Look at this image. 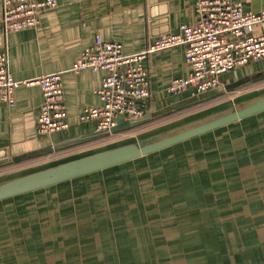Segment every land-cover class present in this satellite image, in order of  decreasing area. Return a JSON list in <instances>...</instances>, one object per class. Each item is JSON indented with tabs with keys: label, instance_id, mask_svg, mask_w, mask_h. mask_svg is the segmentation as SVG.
I'll return each mask as SVG.
<instances>
[{
	"label": "rangeland",
	"instance_id": "rangeland-1",
	"mask_svg": "<svg viewBox=\"0 0 264 264\" xmlns=\"http://www.w3.org/2000/svg\"><path fill=\"white\" fill-rule=\"evenodd\" d=\"M0 264H264V114L0 203Z\"/></svg>",
	"mask_w": 264,
	"mask_h": 264
},
{
	"label": "crops",
	"instance_id": "crops-1",
	"mask_svg": "<svg viewBox=\"0 0 264 264\" xmlns=\"http://www.w3.org/2000/svg\"><path fill=\"white\" fill-rule=\"evenodd\" d=\"M199 1L57 0L55 9L41 14L38 27L6 34L0 30V51L7 53L8 66L16 81H34L45 75L62 73L66 120L69 124L67 131L49 137L38 136L37 117L42 104V92L37 85H21L15 93L14 107L10 108L6 103L0 102L1 157L7 155L8 158H12L40 151L55 143L79 140L73 145L55 149L51 153L18 164L2 165L0 176L7 170V174L20 175L45 168L50 166L52 160L63 155L100 151L107 143L116 140L122 142L127 136L139 132L143 134L154 131L156 134L148 136L159 133H166L169 136L180 131L179 128L188 126L189 124H186L191 120L209 116L211 110L224 113L238 109L244 105L243 103L254 99L253 97L262 95L264 61L238 68L223 77L224 87L236 85L247 79L250 83L235 92L226 91L222 98L198 107L195 112L174 114L173 111L170 112L171 116H167L169 114L167 113L147 120L140 125L142 126L140 129L136 127L104 135L98 133L95 122H80V116L86 108L101 105L98 90L106 76L104 71L84 70L79 73L71 71L82 49L92 45L99 36L105 41L121 42L125 55L141 53L159 37L178 34L182 24L193 26L199 17L197 13ZM233 1L241 3L247 12H264V0ZM2 19L3 5L0 0V29ZM253 34L264 36V27H255ZM145 67L149 74L151 99L141 105L143 119L183 100L181 98L187 94L172 96L168 93V88L174 80L187 78L191 71L185 61L183 46L151 54L145 61ZM208 116L206 119L215 117ZM190 118L193 119L189 121Z\"/></svg>",
	"mask_w": 264,
	"mask_h": 264
},
{
	"label": "built area",
	"instance_id": "built-area-1",
	"mask_svg": "<svg viewBox=\"0 0 264 264\" xmlns=\"http://www.w3.org/2000/svg\"><path fill=\"white\" fill-rule=\"evenodd\" d=\"M2 5L0 30L6 34L38 27L41 14L55 9L57 0H2ZM197 13L193 26L182 24L178 34L159 37L138 54L125 55L121 42L105 41L99 36L82 49L71 71H104L106 76L98 90L101 105L86 108L80 122H95L98 133H108L119 121L142 119L141 105L151 99L145 61L156 52L180 46L185 49L191 71L187 78L171 83L168 93L172 96L205 93L222 86V78L232 71L264 61V36L253 34L255 27H264V12H247L233 0H200ZM8 63L7 53L0 51V102L12 108L19 86L37 85L42 92L38 136L67 131L62 73L18 82Z\"/></svg>",
	"mask_w": 264,
	"mask_h": 264
},
{
	"label": "water",
	"instance_id": "water-1",
	"mask_svg": "<svg viewBox=\"0 0 264 264\" xmlns=\"http://www.w3.org/2000/svg\"><path fill=\"white\" fill-rule=\"evenodd\" d=\"M247 82H249L248 79L236 85L226 87L220 86L205 93L185 98L165 107L161 111L153 113L149 118L119 121L108 133H100V135L130 130L149 119L213 98ZM219 113L221 112H211L209 116H215L211 119H206L208 115H205L196 120H191V125L184 126V128L181 127L182 129L180 131L169 136L166 135V133L144 136L140 139L67 160L54 166L40 168L28 173H22L10 179L8 178L6 181L0 183V203L137 162L154 154L189 142L195 138L208 135L261 115L264 113V93L238 109L227 112L224 111V113L221 114ZM78 141L79 140H71L63 143H55L40 151L14 156L12 158H8L7 155L2 157L0 155V166L8 163H19L42 154L51 153L55 149L73 145Z\"/></svg>",
	"mask_w": 264,
	"mask_h": 264
},
{
	"label": "trees",
	"instance_id": "trees-1",
	"mask_svg": "<svg viewBox=\"0 0 264 264\" xmlns=\"http://www.w3.org/2000/svg\"><path fill=\"white\" fill-rule=\"evenodd\" d=\"M233 72V71H232ZM229 75V74H228ZM227 76V75H226ZM250 82H247V83H244V84H242V85H240V86H237V87H234L233 89H231V90H229L230 92L229 93H231V92H235V91H237V90H239V89H241V88H243V87H245L247 84H249ZM226 93L224 92V93H221V94H219V95H217V96H215V97H213V98H210V99H207V100H205V101H201V102H198V103H195V104H192V105H189V106H187V107H184V108H181V109H179V110H176V111H174L173 113L174 114H176V113H180V112H183V114H188L189 112L191 113V112H195V110L198 108V107H200V106H202V105H206V104H208V103H211V102H214V101H216V100H218V99H220V98H222L224 95H225ZM192 96V94H187V95H185V96H183V98H181V99H185V98H189V97H191ZM211 112H213L212 110L209 112V113H211ZM208 113V112H207ZM172 115V113H169V114H167V116H171ZM140 126V125H139ZM137 126L139 129L140 128H142V126ZM145 126V125H144ZM143 126V127H144ZM132 129H136V127L135 128H132ZM112 147H115V146H112ZM112 147H108V148H112ZM108 148H106V149H108ZM103 150H105V149H103ZM97 152V151H96ZM93 153V152H92ZM88 154H90V153H88ZM85 155H87V154H83V155H81L80 157H82V156H85ZM8 164H10V163H8ZM13 164H18V163H13ZM2 166V165H1ZM114 169V168H113ZM2 170V169H1ZM110 170H112V169H110Z\"/></svg>",
	"mask_w": 264,
	"mask_h": 264
}]
</instances>
